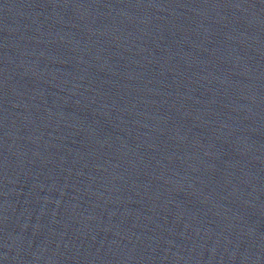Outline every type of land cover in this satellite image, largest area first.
<instances>
[{
  "label": "water",
  "instance_id": "1",
  "mask_svg": "<svg viewBox=\"0 0 264 264\" xmlns=\"http://www.w3.org/2000/svg\"><path fill=\"white\" fill-rule=\"evenodd\" d=\"M0 264H264V0H0Z\"/></svg>",
  "mask_w": 264,
  "mask_h": 264
}]
</instances>
